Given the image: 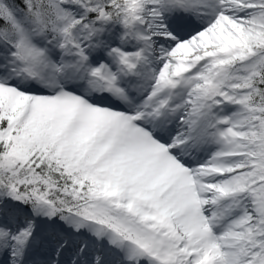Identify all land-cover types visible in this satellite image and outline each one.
I'll use <instances>...</instances> for the list:
<instances>
[{"label": "snow or ice", "instance_id": "snow-or-ice-1", "mask_svg": "<svg viewBox=\"0 0 264 264\" xmlns=\"http://www.w3.org/2000/svg\"><path fill=\"white\" fill-rule=\"evenodd\" d=\"M0 264H264V0H0Z\"/></svg>", "mask_w": 264, "mask_h": 264}]
</instances>
